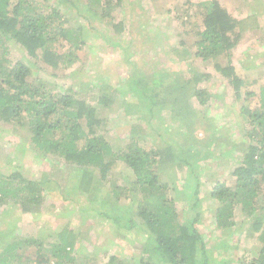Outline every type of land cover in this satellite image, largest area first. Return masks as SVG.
<instances>
[{
    "label": "trees",
    "instance_id": "trees-1",
    "mask_svg": "<svg viewBox=\"0 0 264 264\" xmlns=\"http://www.w3.org/2000/svg\"><path fill=\"white\" fill-rule=\"evenodd\" d=\"M122 1L85 0V10L80 11L75 0H0V120L26 132V140L38 154L53 155L70 164L77 171L80 191L91 202L97 200L103 206L104 210L98 208L101 210L98 214L114 225L117 232L124 235L125 230L129 236L131 232L146 233L141 250L147 258L142 257L141 264H211L210 252L197 226L203 206L206 208L203 198L216 202V207L209 210L213 212L217 228L232 229L249 223L251 232L255 233L260 242L258 255L242 259L241 264H264V82L259 91L248 89L245 93L247 101L254 99V104L244 102L240 106L244 118L242 141L231 142L229 153L238 146L246 148L233 171L235 182L217 181L202 196L201 161L214 152L209 147L201 155L200 150L185 148L191 143L197 147L210 146L219 138L213 130L207 137L199 136L202 113L199 115L191 102L196 97L199 105L204 106L212 98L213 94L199 85L209 74L195 69L193 84L191 79L182 81L177 77L167 82L163 77L166 74L157 71L151 75L131 73L125 85L138 102L132 103L127 111L147 114L151 123V118L160 115L161 107L169 106L174 122L182 123L184 132L177 128V135L166 140L164 148L149 139L142 142L145 139L141 133H132L120 147L107 139L101 127L104 119L100 110L115 101L111 93L86 96L74 87L55 90L50 81L33 76L31 60L13 62L7 57L8 43L14 41L26 54L38 57L50 67L71 68L80 59L78 52L87 44L88 27L85 22L73 25L64 9L77 7V13L85 21L90 17L99 18L120 34L123 22L113 20ZM183 4L188 10L194 0H183ZM199 5L202 22L192 45L187 46L181 40L183 48L177 49L179 59L193 56L214 59L215 69L229 79L240 98L241 88L256 80L242 78L232 56L253 16L234 17L219 0H203ZM220 58H225V64ZM122 86L123 83H118L115 90L125 89ZM173 93L177 95L172 96ZM118 162L132 170L127 184H120L113 171ZM172 165L186 169V187L179 189L174 179L164 178L163 175L172 174ZM53 182L48 177L29 179L20 172L1 176L0 205L11 201L23 212L39 214L45 205L46 190L54 191ZM106 182L110 184L106 186ZM102 189L107 196L102 195ZM182 198L187 207H178ZM237 210L242 216L240 221L236 220ZM133 212L140 218V224ZM184 212L187 215L182 219ZM79 233V230L64 228L56 229L47 237H21L15 228H0V245H3L0 264H95L96 255H78L83 250H77ZM105 255L109 256L105 264H120L117 254L106 251Z\"/></svg>",
    "mask_w": 264,
    "mask_h": 264
},
{
    "label": "rangeland",
    "instance_id": "rangeland-1",
    "mask_svg": "<svg viewBox=\"0 0 264 264\" xmlns=\"http://www.w3.org/2000/svg\"><path fill=\"white\" fill-rule=\"evenodd\" d=\"M75 1L81 7L80 11L85 10V0ZM200 1L203 0H194V5L187 10L183 0H123L113 20L123 22L120 34L112 25L99 18L90 17L85 21L77 13V7H67L64 11L73 25L85 22L88 27L87 44L78 52L80 59L73 67L65 70L50 67L38 57L26 54L27 51L14 41L8 43L7 57L13 62L23 60L29 63L31 60L33 76L50 81L55 90L64 91L68 87H74L86 96L111 93L115 101L110 107L100 110L104 119L101 127L107 139L120 147L128 142L132 133H141L145 139H141L142 142L149 139L156 146L164 148V142L177 135V128L184 132L183 124L174 122L173 111L169 106L161 107L160 115L151 118V123L148 122L149 115L137 110L127 111L132 103L138 102L137 97L125 85L131 73L151 75L157 71L158 74H166L163 77L167 82L179 78L191 79L193 84L195 81L192 72L195 69L209 74V78L204 77L199 85L207 88L213 94L212 98L204 106L199 105L196 97L191 102L199 115L202 113L199 136L207 137L213 130L219 138L210 146L203 144L197 147L191 143L185 148L200 150L201 155H205L209 147L214 152L201 161V195H206L217 181H225L227 184L235 182L233 171L240 164L246 148L238 146L229 153L231 142L242 141L241 124L244 118L240 112L241 104H254V99L247 101L245 93L248 89L259 91L264 82V0H219L234 17L245 19L253 16L232 56L237 73L242 78L256 80L241 88L243 94L240 98L236 96L229 79L215 69L214 59L203 60L195 56L186 60L179 59L181 57L177 49L183 48L181 40L187 46L192 45L196 29L202 22ZM220 61L224 64L226 62L225 58H220ZM118 83H123L122 87L125 89L117 92L115 86ZM175 95L177 94H172ZM25 135L23 130L0 120V177L14 172H20L29 179L48 177L54 181L51 186L54 191L46 190L45 205L39 214L23 212L21 208L13 206L11 201L0 205L1 230L6 227L15 228L17 236L47 237L56 232V229L73 228L80 232L77 244V250L83 249L78 252L80 257L96 255L95 264H105L109 260V256L105 255L107 251L110 255L117 254L120 264H141V258H147V254L141 250L146 233L142 231L139 234L137 231L134 235L131 232L133 236H129V232L125 230L124 235L117 232L114 225L108 224V220L98 214V211L104 210L103 206L97 200L91 202L80 191L76 181L77 171L53 155L38 154ZM117 164L113 171L120 184H127L126 181L132 178V170L121 162ZM182 168L172 165V174L163 175L171 181L174 179V184L179 189L186 187V169ZM105 184L108 186L110 183ZM193 187L195 185L190 189ZM100 192L108 195L103 189ZM182 200L178 207H187L184 198ZM203 202L206 208L203 206L204 212L197 226L210 252L211 264H241L242 259L258 255L257 247L260 242L255 233L251 232L249 223L221 230L217 228L213 212L209 210L216 207L215 200L203 198ZM183 214L180 216L182 219L187 212ZM133 217L140 224L141 220L136 212H133ZM239 217L242 216L237 210V221H240ZM2 249L3 245H0V251Z\"/></svg>",
    "mask_w": 264,
    "mask_h": 264
}]
</instances>
